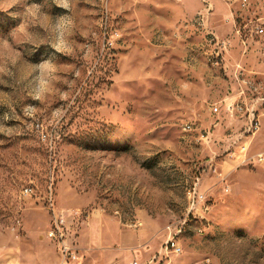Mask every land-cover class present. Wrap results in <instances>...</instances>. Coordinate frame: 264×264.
Listing matches in <instances>:
<instances>
[{
    "label": "rangeland",
    "instance_id": "1",
    "mask_svg": "<svg viewBox=\"0 0 264 264\" xmlns=\"http://www.w3.org/2000/svg\"><path fill=\"white\" fill-rule=\"evenodd\" d=\"M70 3L72 52L61 55L32 8L67 10L0 0V264H264V159L228 155L242 122L220 104L234 63L264 72V36L238 46L226 19L241 13L223 0ZM250 5L236 24L258 16L264 28V0ZM213 37L231 41L225 71L208 62ZM49 56L57 79L36 100L33 63ZM257 116L251 160L264 158V105ZM195 187L202 218L189 211ZM49 198L74 262L47 238ZM173 231L181 253L165 257Z\"/></svg>",
    "mask_w": 264,
    "mask_h": 264
},
{
    "label": "built area",
    "instance_id": "2",
    "mask_svg": "<svg viewBox=\"0 0 264 264\" xmlns=\"http://www.w3.org/2000/svg\"><path fill=\"white\" fill-rule=\"evenodd\" d=\"M176 3L182 2V0H171ZM206 3V0H202ZM226 3H236V12L241 14H250L252 12L250 0H223ZM229 17L227 21L232 23L233 37L237 39L238 43L246 49L249 41H254L255 38H261L264 36V28L262 23V18L258 16H253L246 23L238 25L236 20L242 18V15ZM204 21L203 16L198 17V22L202 24ZM245 21V20H244ZM213 43L212 53L208 56V62L216 68L225 71L224 56L231 47V41L218 40L213 37L210 40ZM236 80L240 83L238 96L239 99H246V96H250V101L246 102H236L229 105H224L223 108L226 113L231 116H240L245 118V125L243 128L237 132L235 135H229L226 139V151L229 156L238 155L242 157L241 163L249 161H258L260 163L264 158L262 155H257L253 160L246 157L248 151L249 140L259 131L260 125L257 116V112L261 106L264 105V78L261 79H245L241 78V74L235 76ZM241 78V79H240ZM263 91V92H262ZM213 113L219 112V106H214L212 108ZM188 128V127H185ZM241 155V156H240ZM29 190L25 192L28 193ZM188 192H191V201H188L189 211L191 214H195L202 218V215L207 214L209 210L207 196L204 192H200L195 188H192ZM48 211L51 213V224L46 232L47 238L52 241L58 249L59 254L64 260L76 261L78 259L77 250L74 248L72 243L68 240L67 231L65 226V217L63 213L55 210L52 199L49 198L47 203ZM185 223H182L177 227L176 230H183ZM199 233L202 232L201 229L198 230ZM165 257L168 253L172 255H179L181 253V248L179 247L177 241L175 240V232L173 231L165 243L164 248ZM129 264H138L137 262H131Z\"/></svg>",
    "mask_w": 264,
    "mask_h": 264
},
{
    "label": "clouds",
    "instance_id": "3",
    "mask_svg": "<svg viewBox=\"0 0 264 264\" xmlns=\"http://www.w3.org/2000/svg\"><path fill=\"white\" fill-rule=\"evenodd\" d=\"M56 7L67 10L71 7L70 0H51ZM32 15L40 22L47 24L48 30L53 39L48 46L61 55H68L72 52V33L74 20L71 15L65 14L53 19L48 13L42 10L41 5L35 4L32 8ZM34 77L29 88V94L36 100H43L54 89V82L59 71L58 65L52 56L42 59L39 63H33Z\"/></svg>",
    "mask_w": 264,
    "mask_h": 264
},
{
    "label": "crops",
    "instance_id": "4",
    "mask_svg": "<svg viewBox=\"0 0 264 264\" xmlns=\"http://www.w3.org/2000/svg\"><path fill=\"white\" fill-rule=\"evenodd\" d=\"M235 42L238 45V41H237L236 38H235ZM250 43H252V42L249 41L248 45H250ZM233 67H234V69H233V77H232V79H230L231 80L230 82L228 81L229 87H230L229 90L231 91V93L227 94V96H225L224 99L221 101L220 104H222V106H223V104L224 105H229V104H233V103H236V102H239V101L246 102V103H248L250 101V96L249 95L246 96V99H239V96H238L239 87L237 88V86H239L240 83L236 80V78H235L236 75L241 74V78L242 79L243 78H245V79L249 78V80L256 79V78H261V77L264 76V72H257V73H251L250 72V74H249V72L246 71V68L240 62L234 63ZM233 78H235L236 81H234ZM238 119L241 120L242 128H243V126L245 125V118L238 116Z\"/></svg>",
    "mask_w": 264,
    "mask_h": 264
},
{
    "label": "bare ground",
    "instance_id": "5",
    "mask_svg": "<svg viewBox=\"0 0 264 264\" xmlns=\"http://www.w3.org/2000/svg\"><path fill=\"white\" fill-rule=\"evenodd\" d=\"M258 162V161H257ZM181 232V231H180ZM177 233V232H176Z\"/></svg>",
    "mask_w": 264,
    "mask_h": 264
}]
</instances>
